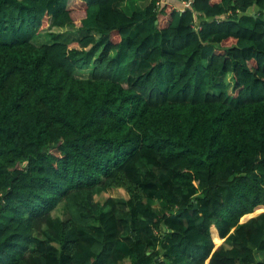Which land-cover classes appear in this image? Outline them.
Segmentation results:
<instances>
[{
  "label": "trees",
  "instance_id": "1",
  "mask_svg": "<svg viewBox=\"0 0 264 264\" xmlns=\"http://www.w3.org/2000/svg\"><path fill=\"white\" fill-rule=\"evenodd\" d=\"M157 1L0 0V264H264V0Z\"/></svg>",
  "mask_w": 264,
  "mask_h": 264
},
{
  "label": "rangeland",
  "instance_id": "2",
  "mask_svg": "<svg viewBox=\"0 0 264 264\" xmlns=\"http://www.w3.org/2000/svg\"><path fill=\"white\" fill-rule=\"evenodd\" d=\"M160 4L159 7L162 6H166L167 8H170L171 11H179L181 9L184 8V4H182V0H159ZM256 11L255 8L250 10V14L254 13ZM74 16V21L76 23V25L79 24V20L83 17V13L81 11L75 12L73 14ZM77 36V35H75ZM52 41L49 38V36L47 35V32L44 31L43 33L40 34V36H38L36 39L33 40V44L36 46H42V45H47V44H51ZM233 42H227L225 44H223V46H229L231 45ZM107 198H113L116 200V202L120 205L122 203V201H124V199L127 198L126 193L121 190V189H115V190H110L108 192H105L99 196H97L95 199L96 201L99 202H103L105 199ZM158 210V209H157Z\"/></svg>",
  "mask_w": 264,
  "mask_h": 264
},
{
  "label": "built area",
  "instance_id": "3",
  "mask_svg": "<svg viewBox=\"0 0 264 264\" xmlns=\"http://www.w3.org/2000/svg\"><path fill=\"white\" fill-rule=\"evenodd\" d=\"M181 3L184 4V8H186V6H187V2H186L185 0H182ZM156 4H157V6L159 7L160 1L158 0ZM184 8H183V9H184ZM183 9H182V10H183ZM182 10H179V11H182Z\"/></svg>",
  "mask_w": 264,
  "mask_h": 264
},
{
  "label": "crops",
  "instance_id": "4",
  "mask_svg": "<svg viewBox=\"0 0 264 264\" xmlns=\"http://www.w3.org/2000/svg\"><path fill=\"white\" fill-rule=\"evenodd\" d=\"M185 9V8H184ZM182 10V9H181Z\"/></svg>",
  "mask_w": 264,
  "mask_h": 264
}]
</instances>
